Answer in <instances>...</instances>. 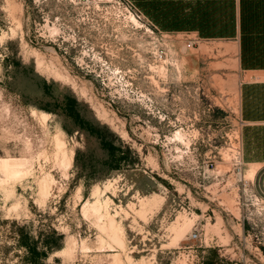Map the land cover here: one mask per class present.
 <instances>
[{
  "label": "rangeland",
  "instance_id": "obj_1",
  "mask_svg": "<svg viewBox=\"0 0 264 264\" xmlns=\"http://www.w3.org/2000/svg\"><path fill=\"white\" fill-rule=\"evenodd\" d=\"M233 53L134 0H0V264H264Z\"/></svg>",
  "mask_w": 264,
  "mask_h": 264
},
{
  "label": "crops",
  "instance_id": "obj_2",
  "mask_svg": "<svg viewBox=\"0 0 264 264\" xmlns=\"http://www.w3.org/2000/svg\"><path fill=\"white\" fill-rule=\"evenodd\" d=\"M134 1L163 32L233 49L241 158L247 166L264 167V0Z\"/></svg>",
  "mask_w": 264,
  "mask_h": 264
},
{
  "label": "trees",
  "instance_id": "obj_3",
  "mask_svg": "<svg viewBox=\"0 0 264 264\" xmlns=\"http://www.w3.org/2000/svg\"><path fill=\"white\" fill-rule=\"evenodd\" d=\"M70 104L71 105H69L68 115L72 116V117H78L76 110L73 108L72 101L70 102ZM91 133H94V131L92 130ZM102 146H103V148L108 149V151L110 152V154H112V157H114V159H115V157H117L116 160L114 161L115 162V164H114L115 168L114 169H119L122 158L118 154L121 152V149L117 148L111 142H108L104 139H102ZM117 152H119V153L117 154ZM19 233L20 234L18 236V241H17L18 246L20 248H23V249L24 248L31 249V246L28 244V240L30 238L29 234L24 230V228H21ZM44 243H45V246H44L45 251L38 252L39 254H34V255H38V256H33V258H36L39 256H41V258H46L48 256L49 250H52L53 248L49 242H44ZM33 250L36 251L35 248H33ZM206 264H215V263L213 261H209Z\"/></svg>",
  "mask_w": 264,
  "mask_h": 264
},
{
  "label": "bare ground",
  "instance_id": "obj_4",
  "mask_svg": "<svg viewBox=\"0 0 264 264\" xmlns=\"http://www.w3.org/2000/svg\"><path fill=\"white\" fill-rule=\"evenodd\" d=\"M133 20H135V22H138V21H136V19H133ZM137 25H138V24H137ZM176 137L179 138V139H183V136H182L181 132L177 133V134H176ZM60 146H61V145H60ZM10 164H11V163H10ZM10 164L8 163L5 167H6V168L9 167ZM15 164H16V163H15ZM11 165H13V164H11ZM17 165H18V164H17ZM17 165H16V166H17ZM12 167H14V166H12ZM12 167H11V168H12ZM14 168H15V167H14ZM17 168H18V167H16L15 170H16ZM251 168H252V169H251ZM251 168L248 170V173H247L248 178H249V176H254V175H253V174H254V169H253V167H251ZM19 169H20V168H19ZM9 170H10V169H8L7 171H9ZM15 170L12 169L13 172H14ZM17 170H18V169H17ZM17 170H16V171H17ZM20 171H21V170H20ZM10 172H11V171H10ZM10 172H9V173H10ZM17 173H18V171H17ZM17 173H16V174H17ZM19 173H20V172H19ZM12 174H13V173H12ZM14 174H15V173H14ZM14 174L12 175L13 177H14ZM17 175L19 176V174H17ZM10 176H11V173H10ZM244 176H245V175H244ZM245 178H246V177H245ZM46 186H47V183L44 182V183H43V188L45 189Z\"/></svg>",
  "mask_w": 264,
  "mask_h": 264
},
{
  "label": "built area",
  "instance_id": "obj_5",
  "mask_svg": "<svg viewBox=\"0 0 264 264\" xmlns=\"http://www.w3.org/2000/svg\"><path fill=\"white\" fill-rule=\"evenodd\" d=\"M134 14L137 16L138 19H141V13L139 11L136 10V12ZM194 44H195V40L190 39V41L187 44V48H192ZM157 54H158V52H157ZM192 238H194V239L197 238V235L193 234Z\"/></svg>",
  "mask_w": 264,
  "mask_h": 264
}]
</instances>
